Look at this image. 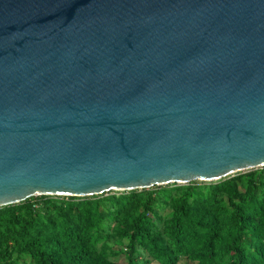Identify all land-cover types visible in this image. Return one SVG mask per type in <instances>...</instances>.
Listing matches in <instances>:
<instances>
[{
  "label": "water",
  "instance_id": "water-1",
  "mask_svg": "<svg viewBox=\"0 0 264 264\" xmlns=\"http://www.w3.org/2000/svg\"><path fill=\"white\" fill-rule=\"evenodd\" d=\"M264 167V0H0V207Z\"/></svg>",
  "mask_w": 264,
  "mask_h": 264
},
{
  "label": "trees",
  "instance_id": "trees-1",
  "mask_svg": "<svg viewBox=\"0 0 264 264\" xmlns=\"http://www.w3.org/2000/svg\"><path fill=\"white\" fill-rule=\"evenodd\" d=\"M0 264H264V167L0 207Z\"/></svg>",
  "mask_w": 264,
  "mask_h": 264
},
{
  "label": "rangeland",
  "instance_id": "rangeland-1",
  "mask_svg": "<svg viewBox=\"0 0 264 264\" xmlns=\"http://www.w3.org/2000/svg\"><path fill=\"white\" fill-rule=\"evenodd\" d=\"M198 182H200V181H198Z\"/></svg>",
  "mask_w": 264,
  "mask_h": 264
}]
</instances>
